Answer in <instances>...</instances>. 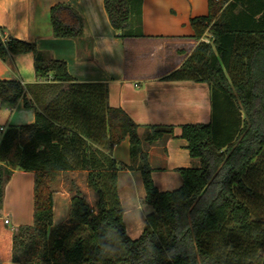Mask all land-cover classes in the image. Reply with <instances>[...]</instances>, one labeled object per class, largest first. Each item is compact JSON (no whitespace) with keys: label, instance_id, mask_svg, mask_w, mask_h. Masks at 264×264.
Listing matches in <instances>:
<instances>
[{"label":"trees","instance_id":"1","mask_svg":"<svg viewBox=\"0 0 264 264\" xmlns=\"http://www.w3.org/2000/svg\"><path fill=\"white\" fill-rule=\"evenodd\" d=\"M143 0H105L121 38L143 37ZM53 35L92 50L82 16L68 4L50 11ZM137 25V26H134ZM201 41L165 81L205 83L211 121L181 127L191 168L178 169L183 185L160 192L153 181L147 145L174 136V127L139 125L109 104L105 83L78 82L67 62L34 43L4 38L0 60L32 54L35 84L0 81L3 106L24 100L36 111L32 124L11 126L0 140V203L14 171L34 173L31 225L13 236L12 262L21 264H264V0H209V15L191 20ZM136 27V28H135ZM130 142L152 212L132 240L118 193L121 165L113 149ZM86 171L97 197L92 207L80 191L69 222L54 224L53 184L61 173Z\"/></svg>","mask_w":264,"mask_h":264},{"label":"crops","instance_id":"2","mask_svg":"<svg viewBox=\"0 0 264 264\" xmlns=\"http://www.w3.org/2000/svg\"><path fill=\"white\" fill-rule=\"evenodd\" d=\"M104 1L0 0V29L5 30V39L13 37L34 43L39 50L66 61L78 82L107 84L110 106L123 109L139 125L141 138L147 133L146 127H174V136L165 145H147L146 151L158 190H177L183 185L177 170L196 164L182 138L181 127L211 121V94L205 83L164 78L180 69L201 41L210 42L209 34L197 41L191 25L192 19L209 15V0H143L139 24L143 37L133 38H121L120 32L113 29ZM62 3L70 5L84 19L92 50L87 46L79 49L75 40L54 37L50 11ZM33 63L32 54L9 56L6 62L0 60V81L37 83ZM35 116V109L26 108L24 100L13 108L3 106L0 100V127L5 131L11 126L32 124ZM113 157L121 165L118 193L127 234L137 240L153 210L145 201L137 165L130 168L129 139L114 147ZM87 175L86 171H70L58 176L52 187L55 225L69 222L76 191L87 195L89 204L95 206L97 197L88 187ZM34 177L32 172L17 169L5 185L0 203V264H21L7 257L11 237L5 232H16L20 226L32 224ZM6 219L9 224H5Z\"/></svg>","mask_w":264,"mask_h":264},{"label":"rangeland","instance_id":"3","mask_svg":"<svg viewBox=\"0 0 264 264\" xmlns=\"http://www.w3.org/2000/svg\"><path fill=\"white\" fill-rule=\"evenodd\" d=\"M91 190V189H90ZM92 191V190H91ZM93 192V191H92ZM84 196V195H83ZM85 198H88V196L86 195V196H84ZM10 226H12V224L10 225ZM5 234L10 238V242H9V245H8V247H9V253H8V255H7V257L9 258V259H11L12 260V258H13V236H14V234H15V232L14 231H8V232H5Z\"/></svg>","mask_w":264,"mask_h":264},{"label":"built area","instance_id":"4","mask_svg":"<svg viewBox=\"0 0 264 264\" xmlns=\"http://www.w3.org/2000/svg\"><path fill=\"white\" fill-rule=\"evenodd\" d=\"M209 41H207V43H208ZM6 131H5V128L4 127H0V135H3L4 133H5ZM10 222H9V220L8 219H6L5 220V224H9Z\"/></svg>","mask_w":264,"mask_h":264}]
</instances>
